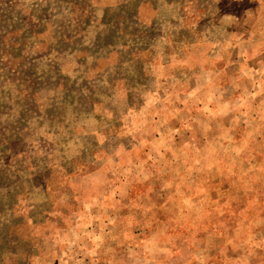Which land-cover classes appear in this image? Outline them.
<instances>
[{
    "label": "rangeland",
    "instance_id": "374dc122",
    "mask_svg": "<svg viewBox=\"0 0 264 264\" xmlns=\"http://www.w3.org/2000/svg\"><path fill=\"white\" fill-rule=\"evenodd\" d=\"M0 264H264V0H0Z\"/></svg>",
    "mask_w": 264,
    "mask_h": 264
}]
</instances>
